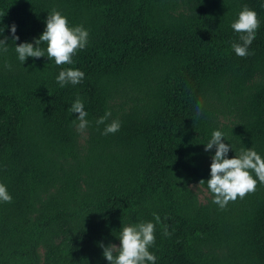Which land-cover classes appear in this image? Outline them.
Segmentation results:
<instances>
[{"label": "trees", "instance_id": "1", "mask_svg": "<svg viewBox=\"0 0 264 264\" xmlns=\"http://www.w3.org/2000/svg\"><path fill=\"white\" fill-rule=\"evenodd\" d=\"M244 6L260 26L241 58L231 24ZM53 9L88 31L86 47L57 66L41 43L45 56L22 64L15 44L38 39ZM5 37L0 183L12 202H0V264H108L100 244L119 246L140 222L156 224V264H264V183L221 209L206 182L215 148L204 150L219 130L228 158H264V0H0ZM66 68L83 81L61 87ZM113 120L120 130L103 135ZM201 180L204 202L188 187Z\"/></svg>", "mask_w": 264, "mask_h": 264}, {"label": "clouds", "instance_id": "2", "mask_svg": "<svg viewBox=\"0 0 264 264\" xmlns=\"http://www.w3.org/2000/svg\"><path fill=\"white\" fill-rule=\"evenodd\" d=\"M260 21L258 14L244 6L232 24L231 28L239 34L241 43H233L232 48L235 54L241 58L247 57L252 53L249 52V46L253 43ZM12 41H18L16 35L17 26L13 23L10 27ZM89 33L83 26L70 27L66 16L61 12L53 9L46 18V27L38 39L33 43L23 42L15 44V52L18 60L23 64L27 58H41L45 56V51L39 47L41 43L47 44V58L55 61L57 66L72 64L73 57L78 50H82L88 43ZM8 37L0 39V51L8 52ZM5 67H11L5 64ZM85 73L79 69L66 68L59 72L56 77L57 83L64 87L67 84L77 85L83 81ZM202 108V102L197 106V115ZM68 111L78 113V118L72 122L77 124V130L83 132L89 122L86 119L88 113L84 109L82 100L77 97L71 104ZM111 116V111H106L104 116L96 120L97 126L105 124V121ZM121 122L113 120L105 125L103 135L115 134L120 130ZM224 133L215 130L211 134V139L205 144V151L215 148V154L211 157L210 179L207 186L213 194V203L224 209L229 202H235L237 198L243 199L246 195L254 193L257 184L264 183V158L261 157L254 149H241L239 154L228 158V153L232 147L224 143ZM233 150V149H232ZM255 174V178L253 177ZM201 180L199 184L204 183ZM0 202L11 203L12 196L7 190L5 184L0 183ZM156 223L160 222L159 215L153 213ZM164 226L163 234L170 235ZM156 224L153 222H140L129 226L122 227L119 233V246L103 243L100 247L103 249V256L108 264H156V256L149 251L155 244Z\"/></svg>", "mask_w": 264, "mask_h": 264}, {"label": "rangeland", "instance_id": "3", "mask_svg": "<svg viewBox=\"0 0 264 264\" xmlns=\"http://www.w3.org/2000/svg\"><path fill=\"white\" fill-rule=\"evenodd\" d=\"M84 131L80 132L79 131V141H81V137L84 135ZM188 187L192 190V192L195 194L197 201L199 202H204L206 200V198H208L210 196L209 191L204 188L203 186H201L200 184H198L197 182H189L188 183ZM37 251L39 253H41V249L40 247H38Z\"/></svg>", "mask_w": 264, "mask_h": 264}]
</instances>
